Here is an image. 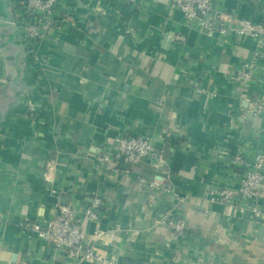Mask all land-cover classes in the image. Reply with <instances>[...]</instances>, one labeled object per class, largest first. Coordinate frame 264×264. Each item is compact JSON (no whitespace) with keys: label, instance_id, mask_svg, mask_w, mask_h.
Wrapping results in <instances>:
<instances>
[{"label":"crops","instance_id":"obj_1","mask_svg":"<svg viewBox=\"0 0 264 264\" xmlns=\"http://www.w3.org/2000/svg\"><path fill=\"white\" fill-rule=\"evenodd\" d=\"M214 1L264 21V0ZM59 2L61 26L35 53L19 26L0 19V264H97L54 252L21 227L58 202L76 209L89 243L96 228L118 229L94 244L121 264H264V220L208 199L233 179L237 149L264 151V110L253 114L248 99L264 102V48L241 85L235 68L257 43L209 33L171 0ZM123 133L149 136L164 163L99 160ZM139 176L160 185L138 190ZM94 193L95 221L83 218ZM167 210L185 219L184 234L158 222Z\"/></svg>","mask_w":264,"mask_h":264},{"label":"built area","instance_id":"obj_2","mask_svg":"<svg viewBox=\"0 0 264 264\" xmlns=\"http://www.w3.org/2000/svg\"><path fill=\"white\" fill-rule=\"evenodd\" d=\"M132 5L137 0H119ZM59 0H16L13 1L12 23L22 29L25 45L28 51L34 52L37 44L49 36L52 29L60 28L61 16L57 15ZM171 4L183 12L185 17L195 18L201 27L209 33L221 35H247L257 43L254 55L242 61L234 71V80L244 85L250 82L257 69L256 57L259 50L264 48V21H253L233 15L223 10L214 0H171ZM198 92L204 93L202 88ZM251 101L250 110L258 114L264 110L263 100L248 98ZM117 147L113 154H99L101 161L121 160L126 164H134L144 158H149L157 166L164 163V150L155 147L152 139L144 135L120 134L116 138ZM44 166L49 169L51 161ZM233 179L225 181L220 187L209 190L208 199L219 202L232 210L233 214L248 212L254 221L264 220V151L256 152L252 156L245 155L237 149L231 158ZM48 179V176L45 177ZM157 179L145 176L137 178L136 188L152 189L158 187ZM102 205V197L94 193L90 196L89 205L84 210L83 218L97 220ZM158 222L166 226L175 236L185 233L187 223L182 216L167 210ZM28 236H37L47 240L54 252H62L66 256L77 259H91L97 264H121L115 255H107L96 247L97 241L110 242L115 239L118 229H99L93 233V240L89 243L83 223L76 216V209L71 204L57 203L54 213L41 220L22 222ZM129 231L133 234L134 231ZM210 264V263H209Z\"/></svg>","mask_w":264,"mask_h":264},{"label":"water","instance_id":"obj_3","mask_svg":"<svg viewBox=\"0 0 264 264\" xmlns=\"http://www.w3.org/2000/svg\"><path fill=\"white\" fill-rule=\"evenodd\" d=\"M2 13L0 14V19L1 21H3L4 23L10 25L11 27L14 26V24L12 23V14L10 13L9 9H8V0H2Z\"/></svg>","mask_w":264,"mask_h":264},{"label":"trees","instance_id":"obj_4","mask_svg":"<svg viewBox=\"0 0 264 264\" xmlns=\"http://www.w3.org/2000/svg\"><path fill=\"white\" fill-rule=\"evenodd\" d=\"M14 1H16V0H14Z\"/></svg>","mask_w":264,"mask_h":264}]
</instances>
